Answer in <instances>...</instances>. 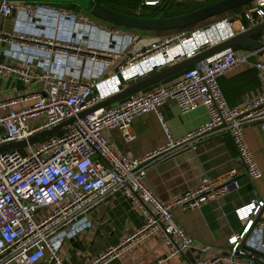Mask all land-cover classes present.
I'll use <instances>...</instances> for the list:
<instances>
[{"label":"built area","instance_id":"built-area-1","mask_svg":"<svg viewBox=\"0 0 264 264\" xmlns=\"http://www.w3.org/2000/svg\"><path fill=\"white\" fill-rule=\"evenodd\" d=\"M162 1L143 0L142 5L158 7ZM15 10L18 19L14 31H7L3 22ZM244 19L248 25L235 26L234 20L225 19L192 32L180 28L172 34L149 38L124 34L117 28L101 30L91 20L64 9H35L30 4L0 0V45L7 46L4 53L11 60H0V74H14L25 85L38 83L40 87L23 98L28 104L0 115V146L28 140L77 118L45 140L0 152V264L17 259L37 264L46 256L54 264H66L54 238L64 232L76 233L81 226L90 224L89 210L115 192L133 200L145 218L144 224L87 264H107L128 246L155 233L162 236L173 255L194 246V239L174 220L172 208L179 205L190 210L222 198L240 187L239 171L232 168L221 180L205 175L198 187L165 202L147 183L149 169L156 161L181 150H196L207 136L223 132L231 134L248 176L262 177L254 153L247 146L244 129L258 123L264 130V49H253L243 56L235 47H228L187 68L170 84L136 92L117 106L78 115L142 76L180 63L208 45L264 23V0H255L254 8L245 11ZM24 22H29L34 30L21 28L19 25ZM260 34L258 40L264 43V31ZM259 53L262 60L253 64L259 71L261 92L241 107L230 106L219 77ZM18 61L22 65L16 64ZM146 65L152 70L128 80L126 73L130 69ZM34 66L41 68L39 75ZM111 66L116 73L106 75ZM168 99L175 100L183 114L203 104L209 119L174 138L160 114ZM17 101L16 97L0 101V109ZM151 111L161 118L166 143L141 157L118 154L106 131L117 129L130 141L135 138L133 120ZM263 207L264 201L255 198L236 208L237 217L245 223L241 232L230 236L229 250L214 257L199 256L193 264H264ZM41 210H46L44 216L37 215ZM85 219L88 220L82 221Z\"/></svg>","mask_w":264,"mask_h":264},{"label":"crops","instance_id":"crops-1","mask_svg":"<svg viewBox=\"0 0 264 264\" xmlns=\"http://www.w3.org/2000/svg\"><path fill=\"white\" fill-rule=\"evenodd\" d=\"M16 4H30L35 9H64L69 13L82 15L86 20H91L101 30L110 31L120 29L124 34L138 35L135 30L122 29L95 17L87 10L77 5L76 8L66 7L61 2H40L29 0H13ZM96 2L113 10L142 17H165L162 15L168 7H179L183 14L218 0H163L158 7L142 5L143 0H95ZM75 4V3H71ZM254 8V2L237 7L223 14L212 17L204 22L188 27L194 30L209 27L225 19H233L235 23L248 25L244 19L245 11ZM18 19V10L3 22V28L14 31L15 21ZM23 20V18H21ZM21 28L34 30L29 22L19 25ZM43 29L44 26L39 27ZM102 32V31H101ZM175 30L140 33L142 37H154L174 33ZM105 32L103 31V36ZM261 34H256L253 39L258 40ZM5 45H0V60L11 61L4 53ZM254 48H236L239 55H247ZM262 60V55L256 54L248 58L247 63H242L231 71L219 77V85L224 96L232 107H241L249 100L255 98L262 89L258 69L254 62ZM13 62V61H12ZM22 65V62H16ZM39 75L40 67H33ZM116 73L111 66L105 74ZM181 73L174 75L156 84H170ZM154 85V86H156ZM39 84L25 85L12 75L0 74V101L17 98V104L6 109H0V115L12 108H21L28 104L23 98L39 90ZM30 94V95H29ZM161 118L168 124L174 138L184 136L190 130L204 124L209 119L206 106H199L183 114L173 99H168L160 108ZM157 112L144 113L133 120L132 132L135 138L127 141L117 129L107 130L106 135L115 144L118 154L130 158L141 157L159 148L167 141V134ZM245 140L248 148L254 153L257 166L263 173L261 178L252 179L248 176L245 166L240 159L238 149L229 133L215 132L199 143L196 150L185 149L173 153L156 161L149 169L147 183L154 193L165 202H170L187 190L196 188L205 175L221 180L230 169L236 168L240 187L231 190L218 200L208 201L199 208L184 210L182 206L172 208L174 220L193 239L194 246L182 254H171L170 248L159 233L148 238L140 239L128 246L118 257L107 264H193L199 256L214 257L229 250V238L234 233L242 231L245 221L240 220L235 209L249 203L255 198L264 201V130L258 123H252L244 129ZM90 224L81 226L76 232H64L54 238L61 256L66 264H87L92 258L110 247L117 246L144 224L145 218L136 207L133 200L122 192L107 195L88 212ZM46 210L38 211V216H44ZM261 218L264 219V207L261 209ZM88 219L82 220L87 221ZM48 255V254H47ZM9 264H25L17 259ZM37 264H54L49 257L41 259ZM218 264H229L222 261ZM246 264V263H242Z\"/></svg>","mask_w":264,"mask_h":264},{"label":"water","instance_id":"water-1","mask_svg":"<svg viewBox=\"0 0 264 264\" xmlns=\"http://www.w3.org/2000/svg\"><path fill=\"white\" fill-rule=\"evenodd\" d=\"M13 1V0H12ZM29 1H40V2H61V3H75L89 13L94 15L101 20L108 23H112L118 27L127 30H137V31H168L180 28L191 27L201 22H204L212 17L223 14L227 11L235 9L237 7L246 5L248 3L254 2L255 0H218L216 2L207 4L195 10L178 14L169 17H142L137 15L125 14L111 8H108L95 0H29ZM233 21V19H230ZM264 31V23L251 27L245 32L237 34L227 40L214 45H208L206 48L201 50L196 55L185 59L184 61L167 67L163 70L152 73L148 76H144L137 81L123 87L119 92L106 99L105 101L99 103L93 108L87 109L80 113L78 117H83L86 114L95 111L101 107L107 106H117L121 100L126 97L150 88L167 78L177 75L191 66H195L198 62L205 60L208 57L228 48V47H247L254 49H264V43L253 39V36ZM76 117H72L65 122L52 127L50 129L39 132L28 140L10 142L0 146V152L19 149L27 146L28 144H35L53 134L60 132L66 126L74 123Z\"/></svg>","mask_w":264,"mask_h":264},{"label":"bare ground","instance_id":"bare-ground-1","mask_svg":"<svg viewBox=\"0 0 264 264\" xmlns=\"http://www.w3.org/2000/svg\"><path fill=\"white\" fill-rule=\"evenodd\" d=\"M239 23H234L235 26H238ZM149 65H146L145 67H140V68H132L130 69L126 74L128 77V80H134L135 76H140L139 73L144 72L142 75L148 73L150 70H152V68L147 67ZM146 71V72H145ZM143 77V76H142Z\"/></svg>","mask_w":264,"mask_h":264},{"label":"rangeland","instance_id":"rangeland-1","mask_svg":"<svg viewBox=\"0 0 264 264\" xmlns=\"http://www.w3.org/2000/svg\"><path fill=\"white\" fill-rule=\"evenodd\" d=\"M181 13V9L179 7H168V9L162 13V15H165V17H169V16H174L176 15L175 13ZM178 15V14H177ZM164 17V16H163ZM39 119H37L36 121H38ZM33 124V122H32Z\"/></svg>","mask_w":264,"mask_h":264},{"label":"trees","instance_id":"trees-1","mask_svg":"<svg viewBox=\"0 0 264 264\" xmlns=\"http://www.w3.org/2000/svg\"><path fill=\"white\" fill-rule=\"evenodd\" d=\"M60 5H64V6H66V7H74V8H76L77 9V5L76 4H71V3H65V4H60ZM186 28H188V27H186ZM122 29H124V28H122ZM136 32H138L137 34L138 35H141L140 33H152V32H160V31H137V30H135ZM235 48H240V47H235Z\"/></svg>","mask_w":264,"mask_h":264}]
</instances>
